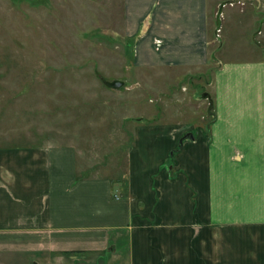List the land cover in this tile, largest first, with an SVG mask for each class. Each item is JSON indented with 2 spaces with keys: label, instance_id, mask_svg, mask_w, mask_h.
Wrapping results in <instances>:
<instances>
[{
  "label": "crops",
  "instance_id": "crops-1",
  "mask_svg": "<svg viewBox=\"0 0 264 264\" xmlns=\"http://www.w3.org/2000/svg\"><path fill=\"white\" fill-rule=\"evenodd\" d=\"M220 3L124 0L135 65L211 66ZM212 80L208 129L170 154L182 129L136 128L115 176L82 175L72 146L0 148V264H264V56Z\"/></svg>",
  "mask_w": 264,
  "mask_h": 264
},
{
  "label": "rangeland",
  "instance_id": "rangeland-1",
  "mask_svg": "<svg viewBox=\"0 0 264 264\" xmlns=\"http://www.w3.org/2000/svg\"><path fill=\"white\" fill-rule=\"evenodd\" d=\"M220 1L212 64L194 69L136 66L124 0H0V148L72 146L82 175L111 177L128 163L135 129L154 124L183 130L178 153L189 130L209 127L202 96L218 60L264 56V0ZM172 166L169 155L163 168Z\"/></svg>",
  "mask_w": 264,
  "mask_h": 264
},
{
  "label": "water",
  "instance_id": "water-1",
  "mask_svg": "<svg viewBox=\"0 0 264 264\" xmlns=\"http://www.w3.org/2000/svg\"><path fill=\"white\" fill-rule=\"evenodd\" d=\"M103 84L108 87V88H111V89H120L121 87H123L124 85V82L121 81V80H113V81H106V80H102ZM202 98H206L209 100V102L211 101L210 100V95L207 94V93H204ZM194 136L192 135V133H187L184 135L183 139H193ZM182 142V141H181Z\"/></svg>",
  "mask_w": 264,
  "mask_h": 264
},
{
  "label": "trees",
  "instance_id": "trees-1",
  "mask_svg": "<svg viewBox=\"0 0 264 264\" xmlns=\"http://www.w3.org/2000/svg\"><path fill=\"white\" fill-rule=\"evenodd\" d=\"M210 100L211 101L209 102L208 114H209V116H210V118L212 120L214 118V103H213V100H212L211 96H210ZM180 150H181V148H178L177 151H180ZM174 152H176V151H174Z\"/></svg>",
  "mask_w": 264,
  "mask_h": 264
}]
</instances>
